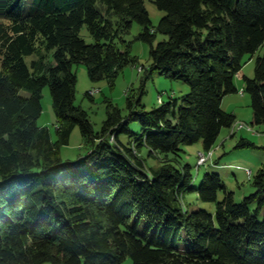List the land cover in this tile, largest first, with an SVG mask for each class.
<instances>
[{
    "label": "trees",
    "instance_id": "obj_1",
    "mask_svg": "<svg viewBox=\"0 0 264 264\" xmlns=\"http://www.w3.org/2000/svg\"><path fill=\"white\" fill-rule=\"evenodd\" d=\"M146 1L0 0V264H264V163L248 173L254 192L237 202L218 173L196 188L182 162L185 147L202 142L214 154L223 129L236 127L223 101L239 92L237 79L264 125V56L254 78L244 72L264 45V0H154L166 13L157 27ZM134 22L151 46L145 78L159 72L191 92L147 111L144 87L131 89L128 115L108 100L97 132L75 105L74 66L110 84L138 67L125 40ZM158 34L168 39L154 46ZM47 87L56 139L38 124ZM76 127L84 153L65 162ZM238 147L264 150L244 138ZM188 194L215 213L191 211Z\"/></svg>",
    "mask_w": 264,
    "mask_h": 264
},
{
    "label": "rangeland",
    "instance_id": "obj_2",
    "mask_svg": "<svg viewBox=\"0 0 264 264\" xmlns=\"http://www.w3.org/2000/svg\"><path fill=\"white\" fill-rule=\"evenodd\" d=\"M32 0H27V5ZM146 8L150 14L153 25L157 27L166 16V13L160 11L154 3V0L146 1ZM143 27L134 22L130 32L126 35L125 40L130 44L131 53L139 60L138 67L128 66L118 76L113 84L107 81L93 82L89 76L88 68L84 64L75 65L74 71L78 78L76 89L75 105L86 110L90 116L95 130L100 132L104 122L108 118V100L112 104L118 106L124 116L128 115L127 93L131 89L136 92L144 87L146 94L142 99V105L147 111L160 106L161 103H168L172 99L182 100V98L191 92V87L182 82L175 81L154 72L149 78H145V72L141 71V67L148 68L150 65L151 46L138 40V36L142 33ZM81 35L88 44L95 43V39L90 35L87 28H83ZM168 37L158 34L154 46L160 42L167 40ZM264 56V45L259 49L253 59L246 57L247 64L244 72L248 78L255 77L256 60L258 57ZM36 59L29 58L28 62ZM238 93L227 96V100L223 102V109L227 113L237 116V125L245 124L246 128L238 131L233 136L230 128H224L217 147L214 150L213 162L219 160V165L215 166L211 161L203 166L199 163L200 154H206L203 143L185 147L182 162L189 164L193 168L195 176V186L199 188L207 173H218L224 180L229 191L235 194V200L241 202L245 196L254 192L249 182V174L247 168L252 170L255 175L264 163L263 149L239 148V142L242 138L256 144L258 147H264V125L254 124V114L252 109V100L249 94L242 93L244 91V82L237 79ZM91 94V97L88 96ZM182 101H180L181 103ZM43 113L38 120L40 127H47L56 139V117L53 110V101L49 87L45 88L42 99ZM251 128V130L249 128ZM131 128L134 132L141 131L139 122H133ZM83 143V137L79 127L73 131L71 144L62 149L63 161H76L83 155L84 151L80 149ZM209 154V153H208ZM149 167L157 168L160 166L159 160L151 158L148 160ZM224 195L220 194L219 200H223ZM185 202L191 211L205 209L211 213H215L216 205L201 202L196 194H188ZM142 225L141 230H144ZM45 264H51L50 262Z\"/></svg>",
    "mask_w": 264,
    "mask_h": 264
},
{
    "label": "built area",
    "instance_id": "obj_3",
    "mask_svg": "<svg viewBox=\"0 0 264 264\" xmlns=\"http://www.w3.org/2000/svg\"><path fill=\"white\" fill-rule=\"evenodd\" d=\"M245 126L244 125H240L238 127V130L240 129H243ZM251 130V128H249ZM199 163L201 165H204L206 164L209 160H211L213 158V152H210L208 155L207 154H200V157H199Z\"/></svg>",
    "mask_w": 264,
    "mask_h": 264
},
{
    "label": "crops",
    "instance_id": "obj_4",
    "mask_svg": "<svg viewBox=\"0 0 264 264\" xmlns=\"http://www.w3.org/2000/svg\"><path fill=\"white\" fill-rule=\"evenodd\" d=\"M141 71H142V68H141ZM236 86H237V80H236ZM237 89H239L238 86H237ZM242 93H244V91H242ZM244 94H245V93H244ZM225 100H227V97H225V99H224L223 102H225ZM236 117H237V116H236ZM242 130H243V129H242ZM238 131H241V130H238V126H236V127L233 128L232 133H233V132H238ZM233 134H235V133H233ZM213 158H214V154H213ZM247 171H248L247 173H249V174H253L252 170H250V169H248V168H247Z\"/></svg>",
    "mask_w": 264,
    "mask_h": 264
}]
</instances>
